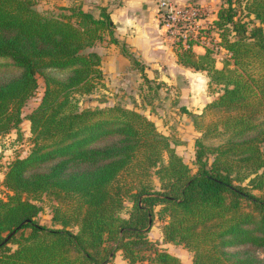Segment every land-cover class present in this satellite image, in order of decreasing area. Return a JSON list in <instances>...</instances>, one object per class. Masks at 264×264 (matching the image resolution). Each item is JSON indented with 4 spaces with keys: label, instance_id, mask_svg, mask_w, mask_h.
I'll return each mask as SVG.
<instances>
[{
    "label": "trees",
    "instance_id": "16d2710c",
    "mask_svg": "<svg viewBox=\"0 0 264 264\" xmlns=\"http://www.w3.org/2000/svg\"><path fill=\"white\" fill-rule=\"evenodd\" d=\"M36 1L0 0V57L18 68L0 79V135L23 118L32 134L28 153L14 154L0 179V264H108L117 251L127 264H186L148 236L156 218L162 241L189 249L193 264H264V0L218 6L213 26L229 52L222 67L207 45L198 53L192 40L177 41L178 61L221 88L194 117L207 118L194 171L135 107L80 106L73 95L103 81L90 47L105 32L119 42L109 13L78 2L40 10ZM119 46L142 67L125 41ZM38 74L43 94L22 115ZM135 168L148 177L121 180ZM43 192L66 202L52 208L60 226L38 221L33 197Z\"/></svg>",
    "mask_w": 264,
    "mask_h": 264
},
{
    "label": "rangeland",
    "instance_id": "374dc122",
    "mask_svg": "<svg viewBox=\"0 0 264 264\" xmlns=\"http://www.w3.org/2000/svg\"><path fill=\"white\" fill-rule=\"evenodd\" d=\"M169 1L175 3L176 6L204 4L208 8V11L202 15V19L199 20L198 24H194L192 27L182 26L179 30L172 32L173 30H164L161 27V11H163V8H161V2L155 0L156 5L154 7H157L155 21L158 25L156 26L159 28L158 35H160L163 43L168 48H173L172 51H175L178 35L183 40L193 37L196 41V44L193 45L196 52L201 53L204 46L207 45L211 48L215 60L223 62L225 57H223L224 55L221 52L225 47L218 42L220 38L219 31L218 28L213 26L215 11L218 5L221 4V0ZM36 2L40 10L58 11L54 9L57 2H52L51 0H37ZM150 11V8L143 10V12L147 13L149 19L151 18ZM172 33H174L173 36L171 35ZM103 36L102 40L95 42L90 47V49L98 51L101 55V64L104 71L103 81L95 83L89 92L74 91L73 95L78 99L79 105L103 107L118 103L123 106L135 107L151 118L160 131L169 136L175 144V150L182 157L183 161L191 167V170L194 171L197 167L195 163L194 143L197 138L202 136L200 128L205 123L204 121L207 120V118H197L198 122L194 124V117L201 112L207 101L217 96L221 89L220 86L216 84L208 85L206 73L200 69L189 67L186 70H179V68L169 66L171 63L168 65V63L165 64L164 62H160L159 66L152 68L150 64L143 62L136 50L130 48V51L136 56L142 67L136 65L127 55L120 52L119 44L123 42V38L118 37L114 32L113 37L119 41L118 43H114L110 41V37L112 36L107 32ZM46 71L57 76L61 75L58 71ZM17 73L18 68L16 66L8 62L7 58L0 57V79ZM145 76L148 78V81ZM37 80L38 86L35 92L21 107L22 115L29 113L41 99L45 86L43 76L38 74ZM183 106L190 111V114L181 110ZM29 125V120L23 118L17 130L11 129L9 131L12 134L6 140L5 138L3 140L4 136L0 137V144L5 146L4 148H0V155H24L28 153L32 146V134ZM203 140L205 141V137ZM260 147L264 153V140L260 142ZM0 160L3 161L1 157ZM0 165L2 166V173H4L6 167L3 168V162H0ZM135 169L134 171L129 170L122 174L121 180L125 183H137L138 180L148 177V175L140 173L138 168ZM151 177L155 184L157 176L153 174ZM157 183L155 185H158ZM33 198L41 205V209L37 214L38 221L49 226H60L59 223L52 220V208L56 204L63 208L66 202L60 198H55L52 194L44 192ZM125 203H129V201L126 199ZM158 208L157 206L156 209ZM163 223L164 220L156 218L149 230L148 236L158 241L162 248L178 255L183 262L193 264L192 252L189 249L181 244L162 241L161 227ZM108 264H127V261L121 256L120 251H117ZM134 264H146V261L135 262Z\"/></svg>",
    "mask_w": 264,
    "mask_h": 264
},
{
    "label": "crops",
    "instance_id": "0c3cea01",
    "mask_svg": "<svg viewBox=\"0 0 264 264\" xmlns=\"http://www.w3.org/2000/svg\"><path fill=\"white\" fill-rule=\"evenodd\" d=\"M50 1V0H49ZM57 2V4L69 5L73 2L81 4L84 10L92 12L94 15H98L101 9H104L109 13L112 23L115 25V34L123 38L126 45L131 49L133 48L138 52L143 62L150 64V67L155 68L159 66L160 62L165 64L171 63L169 66L173 68H179V70L189 69L190 66H186L178 61L177 54L168 48L166 44L158 35V25L156 24V11L157 7L155 0H51ZM176 2H186L187 0H174ZM212 1V0H210ZM224 0H221L222 3ZM220 5V4H219ZM218 5V6H219ZM150 8L151 18L147 17V13L143 10ZM216 13V11H215ZM157 25V26H156ZM157 27V28H156ZM194 49V48H193ZM205 48L201 52L204 51ZM195 50V49H194ZM121 52V50H120ZM224 57V56H223ZM217 67H222L223 62L220 60L215 61ZM207 76V75H206ZM208 79V76H207ZM12 132H7L4 135H0L8 138ZM11 139V137H9ZM5 146L0 144V148ZM5 152V151H3ZM4 163L3 168L6 167L7 162L13 157V155H0ZM0 165V179L3 177V173ZM187 264V263H186Z\"/></svg>",
    "mask_w": 264,
    "mask_h": 264
},
{
    "label": "built area",
    "instance_id": "2783aa9c",
    "mask_svg": "<svg viewBox=\"0 0 264 264\" xmlns=\"http://www.w3.org/2000/svg\"><path fill=\"white\" fill-rule=\"evenodd\" d=\"M161 3V27L164 30H179L182 26H194V24H198L199 20L202 19V15L208 11V8L205 7L204 4H185L182 6H176L175 3L169 0H159ZM172 36L174 33L171 34ZM178 37V41H182V37ZM187 40H192L193 44H196V41L193 37L185 38L182 43L186 44ZM187 45V44H186ZM224 57L229 55V52L226 49H223L221 52Z\"/></svg>",
    "mask_w": 264,
    "mask_h": 264
}]
</instances>
